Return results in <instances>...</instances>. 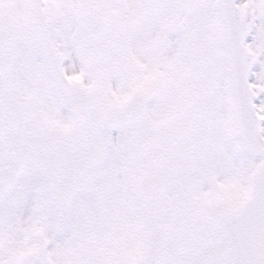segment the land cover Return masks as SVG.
<instances>
[{
  "label": "snow or ice",
  "instance_id": "6c2138e0",
  "mask_svg": "<svg viewBox=\"0 0 264 264\" xmlns=\"http://www.w3.org/2000/svg\"><path fill=\"white\" fill-rule=\"evenodd\" d=\"M0 264H264V0H0Z\"/></svg>",
  "mask_w": 264,
  "mask_h": 264
}]
</instances>
